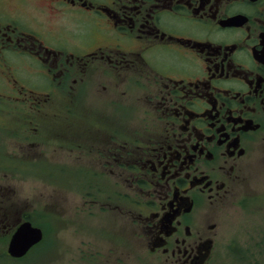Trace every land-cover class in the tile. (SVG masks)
<instances>
[{
	"label": "flooded vegetation",
	"instance_id": "flooded-vegetation-1",
	"mask_svg": "<svg viewBox=\"0 0 264 264\" xmlns=\"http://www.w3.org/2000/svg\"><path fill=\"white\" fill-rule=\"evenodd\" d=\"M0 95V173L75 171L115 226L92 264L264 245V0H0ZM19 192L0 239L33 218Z\"/></svg>",
	"mask_w": 264,
	"mask_h": 264
},
{
	"label": "rangeland",
	"instance_id": "rangeland-1",
	"mask_svg": "<svg viewBox=\"0 0 264 264\" xmlns=\"http://www.w3.org/2000/svg\"><path fill=\"white\" fill-rule=\"evenodd\" d=\"M34 13L38 20H46L50 15L38 10ZM48 22L53 23V20ZM55 97V99H61L59 95ZM5 99V96L0 95V100ZM1 172V183L8 186L18 185L19 202L22 203L27 199L33 204L31 220L43 228L46 237L44 236L45 240L44 243L42 240L43 244L40 248H35L32 255L21 260L3 255L2 252H7L9 240L3 236L0 239V264H92L89 258L90 252L87 249L98 243L97 234L101 228L110 230L115 226L110 224L106 227L102 224L103 216L97 215L92 205L86 201L87 188L85 185H79L77 173L66 171V175H63L59 172V176L56 174L49 180L39 170L20 171L16 176L10 171ZM259 202L264 206V195L261 196ZM260 210L264 211V207L258 211ZM45 211H50L51 215L46 216ZM118 212L121 214V211L115 208V217L118 216ZM240 223L241 221L237 220L226 225V228L230 233H238L240 231L238 229L242 227ZM101 243L103 245L100 246L112 245L113 248H118L117 244L110 240H104ZM135 255L136 251H133L130 264H138L133 258ZM102 260L105 261V258ZM212 264H264V245L246 250V246L240 242L237 252H234L229 246L224 247V243H221V249Z\"/></svg>",
	"mask_w": 264,
	"mask_h": 264
},
{
	"label": "water",
	"instance_id": "water-1",
	"mask_svg": "<svg viewBox=\"0 0 264 264\" xmlns=\"http://www.w3.org/2000/svg\"><path fill=\"white\" fill-rule=\"evenodd\" d=\"M43 229L25 220L14 230L8 243L7 252L13 257L24 256L32 246L43 239Z\"/></svg>",
	"mask_w": 264,
	"mask_h": 264
},
{
	"label": "trees",
	"instance_id": "trees-1",
	"mask_svg": "<svg viewBox=\"0 0 264 264\" xmlns=\"http://www.w3.org/2000/svg\"><path fill=\"white\" fill-rule=\"evenodd\" d=\"M46 237V236H45ZM44 240H45V238L43 239V243H44ZM42 243V241L39 243V244H37V245H35L31 250H30V252L27 254V255H25L24 257H22V258H20L21 260H23V259H26L27 257H28V255H32L31 253L35 250V248H37V247H41V245L43 244ZM2 252V251H1ZM2 253H4L3 255H6V256H8L7 254H5L6 252H2ZM2 253H1V256H2Z\"/></svg>",
	"mask_w": 264,
	"mask_h": 264
}]
</instances>
